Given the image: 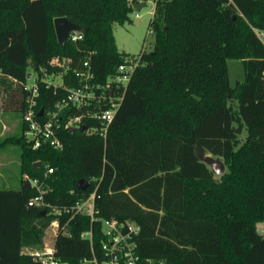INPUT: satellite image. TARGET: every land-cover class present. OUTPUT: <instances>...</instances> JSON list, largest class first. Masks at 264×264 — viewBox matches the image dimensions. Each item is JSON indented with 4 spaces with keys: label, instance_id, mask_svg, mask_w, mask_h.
<instances>
[{
    "label": "trees",
    "instance_id": "1",
    "mask_svg": "<svg viewBox=\"0 0 264 264\" xmlns=\"http://www.w3.org/2000/svg\"><path fill=\"white\" fill-rule=\"evenodd\" d=\"M132 0H0V76L13 81L6 109L26 111L28 74L38 82V110L67 96L49 84L66 69L64 83L79 85L75 71L89 59L96 84L111 82L131 54L120 51L115 27L131 21ZM68 17L86 30L62 46L54 19ZM149 30L151 50L127 86L106 135L65 124L84 108L60 113L63 147L33 148L26 124L4 139L21 149L20 188L0 189V264H41L26 252L40 246L53 215L29 206L36 194L25 175L43 177L48 201L72 205L96 190L100 218L133 219L141 227L143 259L168 264H264V0H156ZM66 66H55V59ZM243 61L245 79L231 85L228 59ZM112 90V92H113ZM86 127L101 126L85 117ZM219 156L217 175L198 149ZM90 185L79 189L77 182ZM93 179H96L93 181ZM65 218H63V222ZM106 240L100 221L78 215L70 234L57 238L59 264H88Z\"/></svg>",
    "mask_w": 264,
    "mask_h": 264
},
{
    "label": "built area",
    "instance_id": "2",
    "mask_svg": "<svg viewBox=\"0 0 264 264\" xmlns=\"http://www.w3.org/2000/svg\"><path fill=\"white\" fill-rule=\"evenodd\" d=\"M144 0H132L133 6ZM149 0H146L148 3ZM154 4L156 0H153ZM147 5V4H146ZM139 17V12H136ZM258 36L264 42V30L256 31ZM83 39V33H72L68 40L78 41ZM140 64V55H130L118 67V73L111 76V82L106 84H96L93 79L95 73L92 69L89 59L83 62V67L75 71L76 76L80 79L79 85L68 87L64 83V76L67 70L54 71L49 84H53L56 89L62 86L67 89V96L59 100L54 107L49 109L38 110L37 96L38 82L36 77L32 84L25 85V89L29 90L27 97V108L23 115L26 124V135L32 143L33 148H38L42 144H50L54 147H63L60 136V113L63 108L69 105L81 106L84 112L80 115L71 116L67 120L66 127L80 128L83 125L85 117L97 118L101 126L86 127L89 132L100 133L106 135L110 123L113 121L115 114L121 104L123 95L112 92L109 88L112 86H127L130 78ZM55 66H66L68 62L65 60L55 59ZM57 76L61 77V82L56 83L53 79ZM32 77V76H31ZM30 77V78H31ZM41 112V113H40ZM54 172L52 167L47 166L43 177L31 178L27 174L26 180H29L31 186L34 187L36 194L32 196L28 204L29 206H37L44 208L51 215L52 221L45 229V235L40 246L35 248H27L26 252L41 264H59L56 256L57 238L61 233L69 232V223L78 215H86L91 222L100 221L102 224L103 234L106 237L96 252L93 247V229L86 230L81 233V237L91 242L92 257L86 258L84 261L88 264H168L165 259H143L137 250V237L141 231L139 223L133 219L119 220L118 218H100L98 216L99 209L96 205V190H93L88 196L82 198L72 205H57L48 201L46 193L49 191L48 178ZM96 179H93L95 181ZM63 218L65 221L63 222Z\"/></svg>",
    "mask_w": 264,
    "mask_h": 264
},
{
    "label": "rangeland",
    "instance_id": "3",
    "mask_svg": "<svg viewBox=\"0 0 264 264\" xmlns=\"http://www.w3.org/2000/svg\"><path fill=\"white\" fill-rule=\"evenodd\" d=\"M154 8V1L149 0L147 5L138 11L139 17L136 16V10L133 9L131 21L116 25L115 39L120 51L137 55L142 49H152L154 36L149 30V22L153 16ZM136 20H140V22L137 23ZM228 66L231 85L245 79V70L241 59H228ZM34 78L35 76L28 78V83L32 84ZM53 80L56 83L61 82V77L57 76ZM12 83L11 79L0 76V118L9 125V128L4 130L0 123V189H16L22 185L20 146L13 143L1 144L4 139L20 134L22 130L20 112L6 109L4 106ZM260 228L264 229V222L260 223Z\"/></svg>",
    "mask_w": 264,
    "mask_h": 264
},
{
    "label": "water",
    "instance_id": "4",
    "mask_svg": "<svg viewBox=\"0 0 264 264\" xmlns=\"http://www.w3.org/2000/svg\"><path fill=\"white\" fill-rule=\"evenodd\" d=\"M146 0H144L141 3H137L133 6L134 10L139 11L141 10L144 6H146ZM54 25H55V30L57 34V38L59 43L64 46L70 35L72 33L79 34V33H85L86 30L83 26H81L78 23L72 22L68 17L62 16V17H56L54 19ZM28 77H31V73L28 74ZM41 113V112H40ZM82 129H86L85 125H82ZM72 130H76L77 127H72ZM198 156L199 158L207 163L211 169L217 174V175H222L226 171V164L222 160L221 157L219 156H214L213 154L206 153L204 152L201 148L198 149ZM26 185L31 187V183L29 180L26 181ZM90 185L89 181L86 179H80L77 182V187L79 189H86ZM46 213V210H43V214ZM259 233L263 234L264 229L259 228Z\"/></svg>",
    "mask_w": 264,
    "mask_h": 264
},
{
    "label": "crops",
    "instance_id": "5",
    "mask_svg": "<svg viewBox=\"0 0 264 264\" xmlns=\"http://www.w3.org/2000/svg\"><path fill=\"white\" fill-rule=\"evenodd\" d=\"M137 12V11H136ZM136 22L137 23H139L140 22V20H136ZM19 112V111H18ZM20 114H21V112H20ZM1 115V114H0ZM4 117H5V115H4ZM22 120H23V116H22V114H21V126H22ZM0 123H1V125H2V129H7V128H9V125H7L8 123L6 122V121H4V120H2V118H0ZM3 125H5L4 126V128H3Z\"/></svg>",
    "mask_w": 264,
    "mask_h": 264
}]
</instances>
